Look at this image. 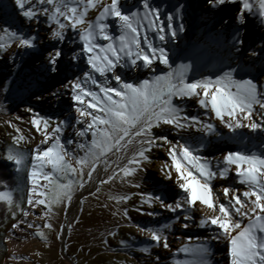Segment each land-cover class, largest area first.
<instances>
[{"label":"snow or ice","instance_id":"6c2138e0","mask_svg":"<svg viewBox=\"0 0 264 264\" xmlns=\"http://www.w3.org/2000/svg\"><path fill=\"white\" fill-rule=\"evenodd\" d=\"M210 6L219 8L229 3H240L241 11L237 17L244 22V14L252 13L254 5L250 0H208ZM16 7L28 21L39 22L43 16L48 25L51 51L47 55L45 70L59 74L60 62L63 56L62 48L57 45L65 42L66 32L71 29L76 32L82 44L80 51L72 50L70 63L79 66L86 63L87 70H81V75L62 82L65 92L57 90L53 96L67 93L74 102L77 113L76 123L83 125L75 131L80 142L69 140L75 144V152L69 151L61 143L59 134L63 132L66 121L59 122L51 128L49 120L33 113L31 125L44 136L42 143L53 141L43 150L37 148L31 157L29 178L32 184L27 193L25 210L22 204L15 203L10 192H0V202L5 203L16 218L14 209H19L22 217L34 214L31 209L40 207L44 220L43 228L53 230V209L63 205L65 209L71 204L73 193L78 188L83 189L86 183L93 181L94 174L99 178V167L102 163L104 171L111 168L110 161L116 157V168L106 179H100V184L114 180L122 173V178L135 177L138 172L146 170V165L152 163L151 154L154 150H164L170 160L161 168L165 178L174 181L183 196L168 203L160 195L140 194L147 196L142 201L151 207L152 201L160 203L161 207L177 214L176 219L183 217V227L187 229V221L193 220V213L204 211L200 219V227H213L218 230L213 239H223L229 244L228 255L230 264H264V153L247 151H229L222 159L209 160L199 155L203 142L195 144L187 141L173 142L167 135H157L153 130L167 125L179 135L185 129L196 128L197 132L209 135L217 134L216 125L205 123L201 119L184 115L182 105L173 103L174 99L198 98L201 108L208 113L209 120L214 118L236 134L237 130L247 128L251 132L264 133V94L251 79L236 80L232 72H225L215 80L208 78L186 79V69L169 71L165 75H153L151 79H143L139 83L123 79L119 70H145L155 73L156 62L169 66L168 53L162 46L150 40L148 31L155 32L156 38L162 43L167 42L169 34L176 37L173 22L176 17L167 16V23L161 20L158 8H154L150 0H142L140 8L125 10L122 0H14ZM259 17L264 21V0H257ZM96 10L98 15L89 19V11ZM111 20L119 30V36L110 33ZM141 29L144 35L141 40ZM17 47L25 51H38L40 48L39 33L22 34L3 29ZM183 31V25H180ZM98 41H107L100 44ZM10 44L0 43V49H6ZM255 54V53H253ZM98 77L103 78L102 80ZM113 81L115 84H113ZM91 84L99 91H94L86 85ZM261 110L258 119L254 118L256 106ZM32 112V109H27ZM20 119V117H17ZM10 127H15L9 122ZM18 135L13 136V144L18 146L25 140L21 130L15 129ZM90 136V140L88 137ZM183 139V138H182ZM82 152L83 155H79ZM6 159L12 162L17 171L27 166V154L18 148L8 150ZM51 167V172L45 171ZM192 169H195L196 175ZM234 171L238 183L245 190L223 187L222 197L214 191L212 182L216 179H227L228 173ZM175 173V175H173ZM47 181L40 184L39 179ZM132 187L140 185L128 180ZM100 188L96 187V192ZM95 195L96 193H90ZM179 196V193H178ZM110 199L117 204L130 199L127 195H114ZM83 204V201H81ZM138 211L140 209H137ZM157 216L158 213H142ZM123 215L127 217V209ZM247 218L249 223L243 224ZM21 225L36 229L37 226L26 219L12 224V231H23ZM141 232H147L150 240L156 246L169 248L167 237L161 228H146L137 225ZM167 224L163 229H167ZM115 236V232L109 233ZM34 235L45 239V233L37 230ZM58 238H60L58 236ZM5 240V243L8 242ZM107 244V240H103ZM122 246L127 247L124 241ZM144 253L149 248L140 249ZM188 253L187 247L182 249ZM200 257L209 255V249L200 246L194 250ZM13 264H19L23 256L10 253ZM200 264H206L201 259Z\"/></svg>","mask_w":264,"mask_h":264},{"label":"rangeland","instance_id":"374dc122","mask_svg":"<svg viewBox=\"0 0 264 264\" xmlns=\"http://www.w3.org/2000/svg\"><path fill=\"white\" fill-rule=\"evenodd\" d=\"M161 1L167 5L173 3V0ZM186 1L188 3L187 8H181L178 12L167 9L163 15L166 19L168 15L176 17L173 22L178 28L176 37H170L165 43L160 42L156 37L151 39L155 45L165 48L168 53L169 64H171V66H166L156 62L155 73L178 72L182 70V65H186L189 66L186 69L188 82L204 78L214 80V78L221 76L220 71L222 69L236 70L239 66L253 64L246 63V58L255 59L258 54L259 58L264 56V51L261 55L259 53L261 50L257 47L258 40L252 36L254 27L251 26L250 28L251 36L249 39L244 36L242 31L235 36V29L229 23L224 26L217 24L212 26V24L207 23L213 21L212 13L207 14L204 9L207 0ZM154 2L156 0H152V3ZM231 7L232 5L222 7V18L232 16L233 7ZM94 15H98V12L90 10L88 18L94 19ZM181 24L183 31H180ZM216 27L219 29H215ZM5 28L11 32H19L25 35L38 32L40 37V33L48 28V25L43 16L39 18L38 23L28 21L16 7L14 0H0V43L11 45L6 49H0V74L7 76V85L0 99V161L8 165L10 171L16 176L15 188L3 192H10L15 203L22 204L25 210H29L27 193L32 187L29 178L32 154L37 148L43 150L53 142L42 143L43 134L37 132L31 125L33 113H38L41 117L49 120V132L57 123L66 121L67 124L59 136L61 143H64L66 148L72 152L77 151L76 146L67 142L69 140L76 141V143L80 142L75 131L82 128L83 125L76 123L77 113L74 102L70 98H65L69 96L67 93L58 96L52 95L57 90L65 92L62 82L66 83L67 81L66 79L60 82L55 81L58 83L56 87L48 84L45 79L47 59L43 55L41 42L38 51H25L10 40L3 31ZM70 31L72 30H67V32ZM150 32L155 34L153 31ZM110 33L115 37L119 36L116 31H110ZM240 41L246 45V48H242L241 53L238 54L236 47ZM98 43L106 44L108 42L98 41ZM69 57L71 61V56L69 55ZM64 64L61 60L60 70L64 68ZM74 69L77 71V75H81V70H87L88 66L86 63H81ZM255 69L261 70L257 82L262 85L264 61L262 66L255 67ZM119 71L123 79L133 83H139L143 79H151L155 74L145 70L121 69ZM96 75L98 77V74ZM73 76L68 79H74L75 76ZM98 79L102 80L103 78L98 77ZM113 84H115L114 81ZM86 87L99 91L91 84L86 85ZM58 103L61 106H58ZM173 103L183 106L184 115L195 116L205 123L211 122L216 125L217 134L209 135L197 132L196 128L192 127L183 130L178 135L169 126L162 125L153 130L157 135H167L173 142L176 140H180L182 143L187 141L193 145L196 141L202 140L203 146L199 155L213 161L222 159L223 155L229 151L264 153V142L261 143L252 139L249 129H239L236 134L231 132L226 134L228 129L224 128L220 121L214 118V114L209 120L208 113L200 107L198 98L194 97L183 101L174 99ZM56 105L58 107H54ZM29 108L32 109V112L27 111ZM258 108L257 105L254 114ZM9 122L15 127H10ZM16 128H19L21 130L19 134L25 137V140L18 146L13 144V136L18 135L15 131ZM88 139L90 140V136ZM16 148L27 154L28 161L27 166L19 172L16 166L6 159L8 150ZM79 155H83V153L80 152ZM151 159L152 163L146 165V170L138 172L135 177L125 180L121 173L109 183L100 184L99 180L106 179L116 168V163H112L116 157H112L111 168L108 172L104 171L103 165L100 179L96 184V187L100 188L99 192H96L95 187L90 192H95V195L88 193L80 197L81 191L89 184L86 183L83 189L77 187L74 191L72 202L67 206V209L63 205L54 207L53 230L42 227L44 220L38 218L43 216L42 206L31 209L34 214L26 218L20 215L19 209H14L16 218L13 219L8 206L0 202L5 205L4 217L0 225V264H13L10 253H15L18 257L23 256L19 264H200L201 259L206 264H230L228 242L223 240L221 248L219 240L212 238L217 235H213V233H217L218 230H214L213 227H200L199 222L202 217H197L195 212L191 221L192 226L189 229H183L180 227V223L184 220L173 221L177 214L167 211L161 207L159 202L152 201L151 207L148 203L142 202L147 199V196L140 194L160 195L168 203H172L175 199L183 196L176 183L167 180L161 171L164 164H170L167 153L164 150H154ZM45 171L51 172V167L49 166ZM192 171L196 175L195 169ZM128 180L140 186L138 188L132 187ZM39 183L47 184V181L40 178ZM212 184L214 191L218 192L221 197L223 195L221 189L225 186L239 189L240 192L245 190L244 186L238 183L234 171L228 173L227 179H216ZM114 195H127L130 199L117 204L115 200L110 199ZM78 199H80L79 206L68 216V211L74 208ZM125 209H127V217L123 215ZM147 212H155L158 215L142 214ZM21 219H26L35 224L37 228L30 229L21 225L23 231H15L21 233L17 239L19 247L15 249L10 245L11 239L8 240V234L12 231V224ZM242 223L247 224L249 221L245 218ZM165 224L169 226L167 229H163ZM137 225L146 228H161L167 237L169 248L165 249L153 244L147 232H141ZM37 230H42L46 238L40 239L34 235ZM110 232H115L116 235L112 236L109 234ZM5 240L8 242L5 243ZM103 240H107L108 243H103ZM121 241H124L127 247L122 246ZM200 246L207 247L209 255L206 257L196 255L194 250ZM145 247L149 248L148 253L140 251ZM185 247L193 251L185 253L182 251Z\"/></svg>","mask_w":264,"mask_h":264},{"label":"bare ground","instance_id":"6f19581e","mask_svg":"<svg viewBox=\"0 0 264 264\" xmlns=\"http://www.w3.org/2000/svg\"><path fill=\"white\" fill-rule=\"evenodd\" d=\"M122 2L125 5V10L132 9L134 11L137 8H140L141 13L143 12V9L140 7V5L142 4V0H122ZM250 2L254 5L253 12L244 14V22L243 23L239 22V20L237 19L238 15L241 11V7H242L240 3H229V4L225 5V6L232 5V7H233L232 16L231 17L228 16L227 18H222L223 13H222L221 9L223 6H221L219 8H213L212 6H210L208 0L206 2L204 9L206 10L207 14L212 13L211 17H213V21L211 23L210 22H207V23L212 24V26H215L214 24H217L218 26H224L227 23H229L235 29V33H234L235 36L237 35V33L242 31V32H244V36L248 37V39H249V36H251V29L250 28H251V26L254 27V29L252 30L254 32V34L252 36H254L255 39H257L259 42L257 47L259 50H261V51H259V53L261 55L262 51H264V21H262V19L259 17L257 0H250ZM150 3L152 4V6L154 8L159 9L161 20L164 23H167V19L165 18V16H163L165 10L170 9L173 12H178L181 8H187L186 5L188 4L186 0H173V3H170L168 5L166 3H163L161 0H156V2H154V3H152V0H150ZM94 16H96V15H94ZM108 23L112 25V27L110 28V31H112V32L116 31V33L120 34L119 30L116 28L115 24L111 20H109ZM173 26H174L175 30H178V28L175 26L174 23H173ZM215 29L218 30L219 27H216ZM49 35H50V33H49L48 28H45L40 33V37H41L40 42L42 44L43 55L46 59H47L48 52L51 51L50 41L47 38ZM143 35H144V30L141 29V40L143 38ZM147 35H148L150 40L152 38L156 37V35L150 31H148ZM170 37H171V35L169 34L168 39H170ZM245 46L246 45H244V43L242 41H240L236 47V48H238L236 52L238 54H240L242 51V48H246ZM57 47L62 48V50H63L62 61L65 63L64 64L65 66H64V68H62L60 70L59 74L50 73V72H47L45 70V72H46L45 73V79H46V81H48V84L52 85L53 87H56V84H58L56 82H60V81L64 80L66 77L69 78L71 75L72 76L74 74L77 75V71H75V69H74L75 66H73L72 63H70L69 55L72 56V50L73 49L77 52L80 51L82 44L79 41L77 33L74 31H70V32H66L65 42L57 45ZM259 57L260 56L258 54L255 59H251V57H248L245 59L246 63L247 62L253 63L252 65L249 64V65H246L243 67L239 66L238 69H236V70L222 69L220 71V74L223 75L225 72H232L233 78L236 80L251 79L254 83L257 84L258 90L262 94H264V76H263L262 85H260L259 82H257V79L259 78V74H260L261 70L255 69V67L262 66V62L264 61V56L261 58H259ZM169 65L171 66V64H169ZM166 73L156 72L154 75H161L162 76V75H165ZM215 79L216 78H214V80ZM65 98H70V96H66ZM57 105L61 106L60 103H58ZM57 105L54 107H58ZM260 111L261 110L258 108V111L254 114V118L258 119ZM227 132L229 133V130H226V134H227ZM251 138L263 143L264 142V133H259V132L253 133V132H251ZM98 171H99V178H97L95 176L93 178V181L90 182L89 184H87V186L81 191L80 197L90 193L91 191H93L95 189L96 184H97L98 180L100 179L101 172H102L101 164H100ZM79 204H80V199H78L76 201L74 208H72L68 211V216H70L73 213V211L79 206ZM195 214L197 215V217H203L205 213H204V211H196ZM179 219L183 220V217L181 216ZM173 221L176 222L177 219H174ZM191 221L187 222L189 224V227L192 226ZM184 223H185V221L180 223V227H182L183 229H185L183 227ZM189 227H188V229H189ZM170 233L172 234L173 232H170ZM215 234H217V233L214 232L213 235H215ZM207 235H209V234H207ZM20 236H21L20 232H15L14 235L12 236L11 240H10V245L15 249H17L19 247L17 239H19ZM222 241H223V239H219V243H220L219 246L220 247L223 246Z\"/></svg>","mask_w":264,"mask_h":264},{"label":"trees","instance_id":"16d2710c","mask_svg":"<svg viewBox=\"0 0 264 264\" xmlns=\"http://www.w3.org/2000/svg\"><path fill=\"white\" fill-rule=\"evenodd\" d=\"M7 85V76L0 74V99ZM16 186V176L10 171L8 165L0 161V192L13 190ZM5 205L0 203V225L4 217Z\"/></svg>","mask_w":264,"mask_h":264},{"label":"water","instance_id":"95a60500","mask_svg":"<svg viewBox=\"0 0 264 264\" xmlns=\"http://www.w3.org/2000/svg\"><path fill=\"white\" fill-rule=\"evenodd\" d=\"M101 166H102V170H103V164L101 163Z\"/></svg>","mask_w":264,"mask_h":264}]
</instances>
